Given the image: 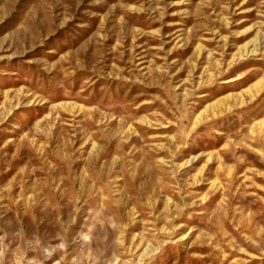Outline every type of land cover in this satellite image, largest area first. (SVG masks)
<instances>
[{
    "label": "rangeland",
    "instance_id": "1",
    "mask_svg": "<svg viewBox=\"0 0 264 264\" xmlns=\"http://www.w3.org/2000/svg\"><path fill=\"white\" fill-rule=\"evenodd\" d=\"M0 264H264V0H0Z\"/></svg>",
    "mask_w": 264,
    "mask_h": 264
}]
</instances>
